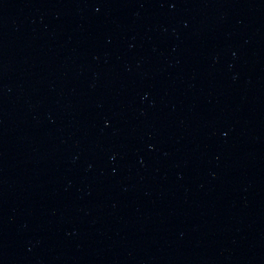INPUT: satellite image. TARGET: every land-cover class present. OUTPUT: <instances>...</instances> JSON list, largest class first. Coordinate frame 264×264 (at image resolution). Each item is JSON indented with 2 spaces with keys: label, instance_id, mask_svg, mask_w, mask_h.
I'll list each match as a JSON object with an SVG mask.
<instances>
[{
  "label": "water",
  "instance_id": "95a60500",
  "mask_svg": "<svg viewBox=\"0 0 264 264\" xmlns=\"http://www.w3.org/2000/svg\"><path fill=\"white\" fill-rule=\"evenodd\" d=\"M0 264H264V0H0Z\"/></svg>",
  "mask_w": 264,
  "mask_h": 264
}]
</instances>
